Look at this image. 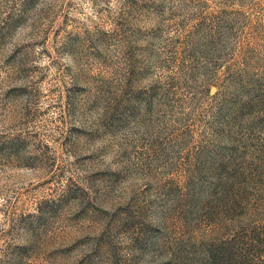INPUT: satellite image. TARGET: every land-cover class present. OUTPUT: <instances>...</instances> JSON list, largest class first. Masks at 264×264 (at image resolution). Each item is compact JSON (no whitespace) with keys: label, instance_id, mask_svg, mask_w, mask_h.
I'll return each mask as SVG.
<instances>
[{"label":"rangeland","instance_id":"rangeland-1","mask_svg":"<svg viewBox=\"0 0 264 264\" xmlns=\"http://www.w3.org/2000/svg\"><path fill=\"white\" fill-rule=\"evenodd\" d=\"M0 264H264V0H0Z\"/></svg>","mask_w":264,"mask_h":264}]
</instances>
